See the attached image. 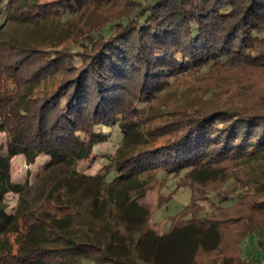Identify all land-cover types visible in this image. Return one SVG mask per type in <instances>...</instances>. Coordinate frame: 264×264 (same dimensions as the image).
<instances>
[{"label":"trees","instance_id":"obj_1","mask_svg":"<svg viewBox=\"0 0 264 264\" xmlns=\"http://www.w3.org/2000/svg\"><path fill=\"white\" fill-rule=\"evenodd\" d=\"M91 1L60 0L48 10L38 0H6L5 6L9 19L31 23L65 19ZM129 1L126 11L100 29L75 35L61 55H54L60 40L44 48L0 44V131L7 134L5 153L0 152V264H194L198 250H212L220 241L219 221L206 213L200 218L187 211L188 221L159 235L144 227L146 211L133 215V202L126 207L111 193L104 210V203L91 205L97 193L89 196V216L75 224L46 217L47 211L40 216L6 211L5 193L20 188L10 181L12 156L23 154L31 163L44 152L48 165L73 164L107 140L100 126L120 125L127 105L134 112L139 101L154 98L175 76L238 62L264 68V0ZM31 62L34 71H24ZM46 78H55V87L31 97L33 86ZM219 93L207 89L189 107L174 110L170 125L156 132L166 136L163 143L119 158L117 183L156 168L186 172L188 184L177 185L191 190L215 179L224 162L264 163V111L220 100ZM121 125L124 139L132 127ZM255 203L262 216L257 224L244 223L240 241L248 233L264 234V197Z\"/></svg>","mask_w":264,"mask_h":264},{"label":"rangeland","instance_id":"obj_2","mask_svg":"<svg viewBox=\"0 0 264 264\" xmlns=\"http://www.w3.org/2000/svg\"><path fill=\"white\" fill-rule=\"evenodd\" d=\"M59 1L38 0V3H43L41 9L48 10L53 9ZM129 2L95 0L76 9L74 13L66 14L62 21L50 17L23 23L19 19H9L6 0H0V44L7 41L16 45L18 43L44 48L51 39L60 40L63 43L56 48L59 51L54 55H61L75 35L82 36V33H88L92 29H100L102 25L109 23L107 20L126 11ZM15 12L18 13L16 10ZM21 13L26 14V10ZM40 15L37 18L42 19ZM64 59L71 58L65 56ZM33 62L23 70L27 69L32 73L36 68ZM55 81V78L41 80L33 86L31 97L41 95L42 90L53 89ZM7 82L5 78L2 80L3 85H7ZM168 83L154 98L139 101L134 112L129 111L130 104L127 105L120 118V125L100 126L109 137L105 142L94 144L91 154L86 158L73 164L61 162L48 165L50 156L44 152H39L31 163L24 159L23 154L12 156L9 177L20 188L18 192L5 193L6 211H19L20 215L22 212L33 211L39 216L40 212L47 211L46 217L70 219V223L75 224L78 218H88L90 197L97 193L98 199L96 202L91 201V205L100 207L104 203L101 207L104 210L111 193L113 198H120L126 207L133 202V215L146 211L147 221L144 227L159 235L167 233L180 220L188 221L189 215H184L187 211L194 212L196 217L206 215L208 218L218 219L220 241L217 247L198 250L194 264H264L262 232L248 233L240 241L246 233L244 223L248 220L257 224L258 218L262 216L257 213L255 201L264 197V174L260 172L264 171V163L224 162L215 179L201 185L193 184L194 188L191 190L188 185L179 186L181 183L188 184L186 172L171 173L156 168L139 172L134 181L117 183V160H124L147 147L163 143L166 136L156 132L159 133L163 127L170 125V120L175 116L174 110L189 107L197 95L207 89L218 88L220 100L228 98L235 104L264 111V68L239 62L232 65L217 64L204 73L188 71L177 75ZM130 95L131 89L125 95L126 100ZM123 122L132 127L129 136L124 139L119 132ZM5 145L7 134L0 131L1 153H5ZM178 183L180 184L177 185ZM53 188H57V191L53 190L49 194ZM222 196H227L228 199L222 202ZM67 198L71 203L67 202ZM217 200L220 201L217 203ZM27 214L29 212L24 215ZM25 217L28 219V216ZM13 238L14 235H10V240Z\"/></svg>","mask_w":264,"mask_h":264}]
</instances>
